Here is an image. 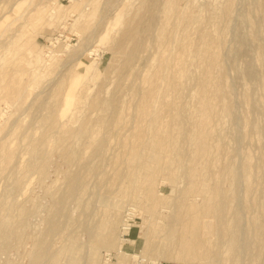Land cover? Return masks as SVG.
Segmentation results:
<instances>
[{
  "label": "rangeland",
  "instance_id": "1",
  "mask_svg": "<svg viewBox=\"0 0 264 264\" xmlns=\"http://www.w3.org/2000/svg\"><path fill=\"white\" fill-rule=\"evenodd\" d=\"M176 251L264 264V0H0V264Z\"/></svg>",
  "mask_w": 264,
  "mask_h": 264
},
{
  "label": "bare ground",
  "instance_id": "2",
  "mask_svg": "<svg viewBox=\"0 0 264 264\" xmlns=\"http://www.w3.org/2000/svg\"><path fill=\"white\" fill-rule=\"evenodd\" d=\"M74 1H76V0H71L70 1V3L71 2H74ZM41 11L42 12H44L45 14L47 13V15H49V16H51L52 15V18L55 16V14H57V13H55V8L54 7H52V8H46V9H41ZM54 13V14H53ZM54 15V16H53ZM57 16V15H56ZM143 223H144V219H142V223H140L138 226V228H139V231L142 233V235H144L145 234V229L143 228ZM124 225H127V224H124ZM128 226V225H127ZM124 227V226H123ZM125 228V227H124ZM124 231V230H123ZM138 236V235H137ZM142 238V237H141ZM146 239V238H145ZM119 247H121V246H118V247H116L115 249L116 250H118V252H120L121 250H119ZM164 248V247H163ZM164 251V250H163ZM185 252V251H184ZM130 257L131 258H135V257H138V253H133V254H131L130 255ZM161 259H163V260H169L170 261V259H171V256H170V253L169 252H162V254H161ZM175 261H179V262H185L188 258H187V256H186V254L184 253H181V251L179 252V251H176V253H175ZM190 262V261H189ZM152 264H154L155 262H151Z\"/></svg>",
  "mask_w": 264,
  "mask_h": 264
},
{
  "label": "built area",
  "instance_id": "3",
  "mask_svg": "<svg viewBox=\"0 0 264 264\" xmlns=\"http://www.w3.org/2000/svg\"><path fill=\"white\" fill-rule=\"evenodd\" d=\"M60 1L69 4L71 0H60ZM58 36L60 37V36H62V35L59 34ZM57 39H59V38H54V40L52 39V41H53V42H52V45H53V43H54ZM92 51H93V50L87 51V54H88V55L92 54V53H91ZM130 228H131V225H129V226L127 227L126 231L123 232V234H122L123 237L129 235V230H130ZM141 263H142V262H140V261H138V260H135L133 264H141Z\"/></svg>",
  "mask_w": 264,
  "mask_h": 264
},
{
  "label": "crops",
  "instance_id": "4",
  "mask_svg": "<svg viewBox=\"0 0 264 264\" xmlns=\"http://www.w3.org/2000/svg\"><path fill=\"white\" fill-rule=\"evenodd\" d=\"M166 263L164 264H182L181 262H176V261H165Z\"/></svg>",
  "mask_w": 264,
  "mask_h": 264
}]
</instances>
